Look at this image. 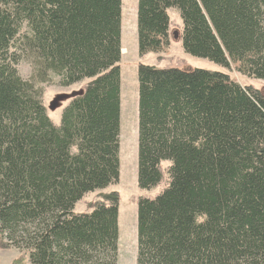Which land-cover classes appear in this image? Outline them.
I'll list each match as a JSON object with an SVG mask.
<instances>
[{
    "label": "trees",
    "instance_id": "16d2710c",
    "mask_svg": "<svg viewBox=\"0 0 264 264\" xmlns=\"http://www.w3.org/2000/svg\"><path fill=\"white\" fill-rule=\"evenodd\" d=\"M264 80V0H138L141 57L170 46ZM122 0H0V236L30 264H118ZM21 62L32 66L24 79ZM57 79V80H56ZM88 79L56 125L41 84ZM168 162L164 169L162 164ZM137 264H264V93L138 67Z\"/></svg>",
    "mask_w": 264,
    "mask_h": 264
},
{
    "label": "rangeland",
    "instance_id": "374dc122",
    "mask_svg": "<svg viewBox=\"0 0 264 264\" xmlns=\"http://www.w3.org/2000/svg\"><path fill=\"white\" fill-rule=\"evenodd\" d=\"M138 0H122L121 12V109H120V177L119 181L105 189L86 194L74 208L75 212H89L95 203L103 200V195L117 191L120 195L119 205V239L118 264H137V213L140 197H154L167 184V175L159 186L150 190H143L138 186V67L140 64L153 65L160 69L178 68L182 70L205 69L218 71L240 84L251 85L264 93V80L253 79L238 71L239 64L231 63L226 69L208 59L198 58L187 54L180 41L182 20L177 9H169L170 46L160 52H150L143 57L138 52L137 34ZM20 75L24 79L32 77V66L28 62H21L18 66ZM57 80V79H56ZM55 80V81H56ZM54 81V82H55ZM41 84L44 90L43 102L47 113L59 125L61 113L70 102V98L84 89L88 79L68 87L56 83ZM63 97L59 105L50 108L51 102L57 97ZM168 162L162 164L166 173ZM5 240L0 236V264H13L21 253L15 247L4 248ZM20 257V264H30L28 259Z\"/></svg>",
    "mask_w": 264,
    "mask_h": 264
},
{
    "label": "water",
    "instance_id": "95a60500",
    "mask_svg": "<svg viewBox=\"0 0 264 264\" xmlns=\"http://www.w3.org/2000/svg\"><path fill=\"white\" fill-rule=\"evenodd\" d=\"M82 91H80V92H78V93H75L76 95L77 94H79V93H81ZM63 99V97H57L53 102H51V104H50V108L51 109H54L57 105H59V102H60V100H62Z\"/></svg>",
    "mask_w": 264,
    "mask_h": 264
}]
</instances>
